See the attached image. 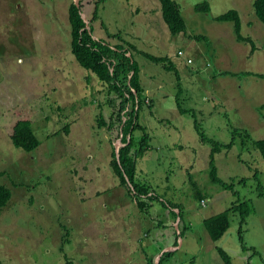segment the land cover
Masks as SVG:
<instances>
[{
    "label": "rangeland",
    "instance_id": "obj_1",
    "mask_svg": "<svg viewBox=\"0 0 264 264\" xmlns=\"http://www.w3.org/2000/svg\"><path fill=\"white\" fill-rule=\"evenodd\" d=\"M176 1L188 37L171 35L159 0H108L91 27L96 38L122 33L140 52L170 56L178 66L180 76L136 57L146 89L139 121L150 135L137 182L179 206L182 220L158 202L149 214L141 211L112 171L114 148L126 145L120 127H100V117L112 115L107 103L114 95L72 53L73 0H0V173H9L0 181L14 190L0 213L3 264H65V255L74 264H159L165 253L171 256L162 264H225L218 249L233 264H264L263 158L242 148L239 136L231 151L217 155L219 179L236 182L229 191L213 182L209 167L213 145L232 143L236 130L264 139V79L256 77L264 74V24L256 0ZM230 10L240 13L255 53L237 40L233 23L213 20ZM95 11L96 3L84 0L89 25ZM25 117L41 141L30 154L11 141ZM199 125L214 144L203 143ZM245 202L255 211L243 223L233 215L214 242L204 221ZM64 229L70 238L62 250Z\"/></svg>",
    "mask_w": 264,
    "mask_h": 264
},
{
    "label": "trees",
    "instance_id": "obj_2",
    "mask_svg": "<svg viewBox=\"0 0 264 264\" xmlns=\"http://www.w3.org/2000/svg\"><path fill=\"white\" fill-rule=\"evenodd\" d=\"M92 1L96 3V11L90 20V28H88L86 22L87 19L83 18L84 0L80 1L79 6H77L76 0H73L70 6L69 19L71 26V47L72 53L79 66L87 70L90 74L95 75L98 80L108 88L109 94L114 95L113 99H109L107 103L109 108L112 109L110 119L107 120L103 115L100 117L101 128L109 127V130L113 131L120 127L123 133V142L126 145L120 149L119 153H117L114 148L111 162L112 171L118 178L120 186L128 191V194L137 202L141 211L149 214L147 209L151 208L155 202H158L162 204L164 208H168L176 220L178 218L182 220V210L179 206L161 200L152 188L142 182H137L138 162L147 153L150 135L148 134L147 129L142 126L139 121L140 112L144 109L146 104V89L142 82V67L136 57L141 55L153 65L161 66V69L164 71L174 72L177 75H179L178 66L170 56H155L140 52L137 46L126 42L122 33L109 34L105 39L96 38L91 24L99 20L98 8L108 0ZM159 1L161 3L163 20L171 35L173 37H178L187 34L188 37V27L182 14L181 5L176 0ZM91 4L92 3H90V5ZM254 9L257 17L264 24V0H256L254 3ZM197 10L208 13V8H205L204 6H198ZM213 20L219 23H233L235 25V35L237 40L240 43L249 44L252 47V54L257 51L254 39L242 34V18L237 10H230ZM194 38L195 40H200V37L195 36ZM111 40H118L120 43L113 44ZM126 45L128 47H126ZM179 53L182 57L186 56L182 51ZM194 63V60L189 57L187 64L192 65ZM248 75H251V73ZM256 77L264 79V74L257 73ZM201 128L200 125L199 127L197 126V131L202 136L203 143L212 142L206 140L207 137L204 135ZM66 132L69 133V126L67 127ZM137 132H142L141 138L135 136ZM238 136L242 138V148L250 146V150L254 149V151L260 153L264 160V139L253 141L248 131L240 132L239 130H236V132H234L232 143L227 145L220 143L214 144L212 142L214 145L212 144L213 151L210 156V176L214 183L220 184L227 191L233 190L236 182L234 181L231 185H228L224 184L219 179L217 175L218 168L216 165V158L217 155H220L224 150L231 151L237 143L236 137ZM129 137L130 139H128ZM11 141L14 147L28 154L37 150L41 146V141L33 128V123L27 117L19 120L15 124ZM0 174L8 175L9 173ZM256 178L259 180L258 172L256 173ZM9 180H11L14 186L19 187V184L12 180L11 177ZM246 181V179H243L239 184L243 185ZM196 197L199 201H206V196L203 194L197 193ZM13 198V188L7 186L3 180L0 181V213L10 205ZM248 204L251 208H249ZM254 211L252 202L241 203L222 214L206 219L204 221V226L211 239L214 242H218L231 228L233 215L239 213L241 223H243ZM58 224L62 229L65 228V225L60 224V222ZM242 235L243 231H241V236ZM69 238L70 233L65 231L62 241L63 245L61 247L62 250H64L66 243L69 242ZM218 253L225 264H233L232 259L226 251L218 249ZM170 256V254L165 253L159 264H162L165 261V257ZM151 262L152 264H156L154 260ZM0 264H3L1 259ZM65 264H74V262L65 255Z\"/></svg>",
    "mask_w": 264,
    "mask_h": 264
},
{
    "label": "water",
    "instance_id": "obj_3",
    "mask_svg": "<svg viewBox=\"0 0 264 264\" xmlns=\"http://www.w3.org/2000/svg\"><path fill=\"white\" fill-rule=\"evenodd\" d=\"M80 1H81V0H76V4H77V6H79ZM83 18H85L84 15H83ZM86 22H87V21H86ZM87 25H88V28H90L88 22H87ZM178 228H179V227H178Z\"/></svg>",
    "mask_w": 264,
    "mask_h": 264
},
{
    "label": "built area",
    "instance_id": "obj_4",
    "mask_svg": "<svg viewBox=\"0 0 264 264\" xmlns=\"http://www.w3.org/2000/svg\"><path fill=\"white\" fill-rule=\"evenodd\" d=\"M191 63V62H190ZM203 205H206L204 202H203Z\"/></svg>",
    "mask_w": 264,
    "mask_h": 264
}]
</instances>
